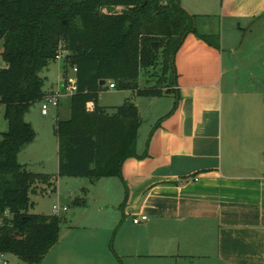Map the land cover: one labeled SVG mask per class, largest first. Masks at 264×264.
I'll return each instance as SVG.
<instances>
[{"label":"crops","instance_id":"crops-1","mask_svg":"<svg viewBox=\"0 0 264 264\" xmlns=\"http://www.w3.org/2000/svg\"><path fill=\"white\" fill-rule=\"evenodd\" d=\"M180 1L198 20L220 17V47L190 33L175 57L172 91L126 96L119 89L142 119L138 155L125 160L118 182L101 187L99 210L114 215L96 231L103 237H94L108 239L110 250L96 252L112 264L122 257L129 264H264V0ZM164 96L171 98L161 109ZM141 97H151L150 105L142 107ZM57 108L60 114L63 104ZM68 231L70 239L76 233L73 249L61 253L60 230L38 264L92 252L75 244L78 228Z\"/></svg>","mask_w":264,"mask_h":264},{"label":"trees","instance_id":"trees-1","mask_svg":"<svg viewBox=\"0 0 264 264\" xmlns=\"http://www.w3.org/2000/svg\"><path fill=\"white\" fill-rule=\"evenodd\" d=\"M198 19L180 0H0V105L8 121L0 132V253L38 264L60 239L58 214L30 212L31 193L40 183L54 184L51 175L28 170L18 158L35 139L25 115L49 93L42 72L58 52H66L65 86L69 64L77 68L70 116L56 123L59 175L122 177L125 160L138 155L142 119L131 98L109 112L98 92L112 80L138 95L163 94L140 79L149 82L145 74L162 60L174 84L175 57L190 33L220 47V34L200 32Z\"/></svg>","mask_w":264,"mask_h":264},{"label":"rangeland","instance_id":"rangeland-1","mask_svg":"<svg viewBox=\"0 0 264 264\" xmlns=\"http://www.w3.org/2000/svg\"><path fill=\"white\" fill-rule=\"evenodd\" d=\"M219 18L220 17L217 15H212L208 18H201L203 20H198V27L201 31H205L210 34L219 33ZM206 19H209L210 21ZM210 23L212 26H209ZM3 48V41H0V58ZM63 58L65 57L56 58L50 64L49 69L42 72V76L45 77L44 89L46 91H54L64 94L63 90H65L66 83L63 78ZM73 66L74 65L69 64L70 75H68V77L75 80V71L73 70ZM163 67L164 62L162 60L155 67H151L150 71L145 74L146 80L149 82L144 80L145 78L143 75L140 79L141 86L146 85L158 87V89H160L163 93L172 91V81L170 79L166 80L163 74ZM120 90L118 88H109V84H105L103 89L98 92L99 105L106 107L109 112H112L116 105H120L123 102ZM131 93L132 91L128 90L125 91L124 94L126 96H131ZM166 96L160 99L161 103L159 104V108L161 109L166 105L165 102L171 98L170 96ZM70 97L71 94L68 93L66 96L61 97L60 102L63 104V109H61L60 114H58L57 107L51 106L48 114L44 115L42 113V103L41 101H38L30 107L29 111L25 115V119L33 125L36 131V136L33 142L29 143L21 150L18 156L19 161L25 164L27 169L30 171L50 174L54 183L52 185L40 183L37 187L38 192L31 193V199L34 202V205L30 208V212L58 214L60 216L62 219L61 239H64V246H66L65 248H62L63 250L61 253L69 249H73L72 245L69 246V243H74L76 233L70 239L68 227L71 225L74 226L75 229L78 228L81 231V234L75 244L77 243V245L81 246L79 247L81 249L89 247L92 252H90L86 258H82V256L80 258L73 257V261L69 260L67 264H112L110 260L106 257H101L96 252V250H110L108 239L105 238L106 242H104L102 240H94V237H103L102 234L96 233V231L98 229L102 230L103 228H106L107 224L111 221L114 215V213L112 214L110 211L106 212L102 209L101 212L99 210V206L106 202L105 198H103V190L101 187L110 180L118 182V176L108 177L105 179L106 181H99V179L92 180L88 177L59 175L60 156L59 141L56 135V123L59 117L68 118L63 111L66 108L68 110V107H70ZM149 100H152V98H138L142 107H146V105L149 106ZM150 109L153 112L155 110L152 107ZM4 111V106L0 105V132L8 129V121L5 118ZM147 121L148 120H146V122ZM94 183L95 185H93ZM54 205H59L61 207L67 206L68 209H62L61 212L56 213L53 209ZM84 231L88 234V241L85 237V233H83ZM87 242L89 244H87ZM5 257L9 261V264H27L14 255ZM51 260H53V258ZM121 261L123 264H129V260L127 258L124 259L122 257ZM57 263L59 264V262ZM0 264H4V260L1 255ZM50 264H54V260ZM62 264H66V259L62 262Z\"/></svg>","mask_w":264,"mask_h":264},{"label":"built area","instance_id":"built-area-1","mask_svg":"<svg viewBox=\"0 0 264 264\" xmlns=\"http://www.w3.org/2000/svg\"><path fill=\"white\" fill-rule=\"evenodd\" d=\"M65 55H66V52L63 51V50H61V51L58 52L57 58H62ZM73 70L76 73L77 68L74 67ZM109 84H110V87H112V88H115L116 87L115 82L112 81V80L109 81ZM66 90H67L68 94H71V95L77 90V81H76V78H75V80L72 79V78H70V77L68 78V84L66 86ZM62 95L63 94L60 93V92H49L45 96V98L41 101V103H42V113L44 115L48 114L49 108L51 106L58 107L59 104H60V99H61ZM197 179L198 178L195 177V180H197ZM53 209H54V211L56 213H59V212L62 211V209H64V210L67 209V207H61L59 205H54L53 206ZM147 219H148V216L146 214H144V215H141L139 217L138 216L135 217L134 218V222L135 223H140V222L145 221ZM0 255L3 258V260H5V254L4 253H0ZM5 263H7V261H5Z\"/></svg>","mask_w":264,"mask_h":264},{"label":"water","instance_id":"water-1","mask_svg":"<svg viewBox=\"0 0 264 264\" xmlns=\"http://www.w3.org/2000/svg\"><path fill=\"white\" fill-rule=\"evenodd\" d=\"M152 45H153L155 51L158 52L159 51V42L158 41H154V42H152ZM105 83H106L105 80L101 81V84H105Z\"/></svg>","mask_w":264,"mask_h":264}]
</instances>
